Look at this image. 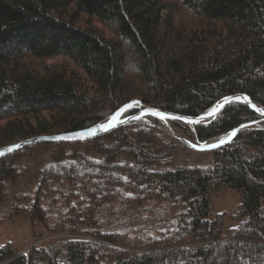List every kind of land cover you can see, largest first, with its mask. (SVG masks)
I'll return each mask as SVG.
<instances>
[{"label": "trees", "instance_id": "trees-1", "mask_svg": "<svg viewBox=\"0 0 264 264\" xmlns=\"http://www.w3.org/2000/svg\"><path fill=\"white\" fill-rule=\"evenodd\" d=\"M181 7L197 21L187 32L174 24ZM56 58L75 67L45 65ZM130 63L138 80H128ZM235 94L264 106V0H0V148L16 138L87 129L134 99L197 117ZM260 117L233 102L193 125L200 141L239 129L211 149L215 160L206 168L166 167L176 139L141 119L96 138L38 143L0 157L2 203L18 161L52 148L34 197L13 195L11 212L44 222L41 197L57 183L66 204L77 199L62 223L78 232L22 254L0 245V264H264V130L240 128ZM71 144L78 153L61 151ZM226 190L238 192L241 204L237 225L224 234L222 216L209 215L210 195ZM126 195L133 208L150 198L183 204L176 230L170 223L161 236L129 237L103 229L99 211Z\"/></svg>", "mask_w": 264, "mask_h": 264}, {"label": "rangeland", "instance_id": "rangeland-1", "mask_svg": "<svg viewBox=\"0 0 264 264\" xmlns=\"http://www.w3.org/2000/svg\"><path fill=\"white\" fill-rule=\"evenodd\" d=\"M181 8L182 9L174 16V24L178 28H182L187 32L191 29L194 23H197V21L189 11L185 10L183 7ZM86 19L88 18L83 16L80 20L81 23L86 24ZM92 22L98 27V29L104 31L106 35L115 38L113 29L109 25L103 24L95 19ZM44 63L47 66L52 65L56 67H64L65 65H68L73 68L75 67V65L66 58L49 59L45 60ZM128 67V80H138V77L136 78L135 75V70L133 69V64L130 63ZM88 85L91 86L92 84ZM134 94L139 95V93ZM131 95L133 94L131 93ZM137 101L143 103L141 100L134 99L127 104ZM138 106L137 103H134V107L123 113V118L134 114L138 110ZM134 109L136 110L133 111ZM140 119L146 125L157 127V133H160L159 135L176 139V142L173 143L174 149L172 156L168 158V161L165 164L166 167H211L215 159L213 152L209 147L220 143L222 139H228V137H225V135H227V132H225L214 135L206 141H200L196 137V129L193 124L189 123L190 126L182 127L174 125L169 121L170 127H168L160 119L159 122L155 123L156 118L154 116L143 117ZM249 123H252L253 125H250ZM240 128L264 130V118L260 117L245 122L240 125ZM25 139L16 138V140L9 144ZM79 149H81V147ZM61 151L63 153L68 152L71 154L72 152L78 153L77 146L73 144L62 147ZM88 154L97 156L94 151L89 152ZM52 157V148L46 149L45 152H42L41 155H38V157L35 158L23 157L18 161V165H16L18 169L16 179L14 181L10 179L4 182L5 194L2 203H0V245L11 244L19 254L27 253L37 245H48L58 240H67L78 237V232L70 231V227L72 226L62 223V220L66 219L69 215L67 212L77 203V199L72 198L70 203L66 204L60 189L57 190L59 186L57 183L54 184L56 185L55 187H51L50 192L41 197L43 206L46 208L47 212L44 222L33 224L28 215L24 214L17 216L11 212L13 195L22 194L24 196L27 195L34 197L36 187L39 185L37 181L40 177L39 171L45 162L52 161ZM60 175L62 174L60 173ZM60 181L65 182L63 178L60 179ZM52 195L54 198H52ZM128 197L131 196L126 195L118 201L106 204L102 207L97 218L102 221L103 229L107 231H116L120 235H127L129 237L138 235L144 237L147 235L161 236L162 232L165 230L169 231L170 223L174 225V222L184 210V206H182L183 204L169 203L168 201H162L156 198H150L146 203L133 208L125 203L126 200L124 199ZM240 204L241 195L236 191L226 190L213 193L210 195L209 219H214L216 216H222L223 233L226 234L237 225L235 214L238 211ZM74 211L79 213L81 209L77 208L74 209ZM175 226L176 224L171 228V231L176 230Z\"/></svg>", "mask_w": 264, "mask_h": 264}, {"label": "water", "instance_id": "water-1", "mask_svg": "<svg viewBox=\"0 0 264 264\" xmlns=\"http://www.w3.org/2000/svg\"><path fill=\"white\" fill-rule=\"evenodd\" d=\"M245 96L248 97L251 101V103H246V104H248L251 109H253L255 112H257L259 115H261L264 118V115H262L260 112H258L256 110V108L264 109V106L257 105L246 94H235V95L227 96L217 103L216 109H218V111L215 113V115H210V113H212L213 110H207L206 112H204L203 114H201L197 117L184 116V115H179L176 113L160 110V109H157L154 107L147 106V105L137 101V102H132L130 104H127L123 108L117 110L113 114V115L117 116V120L114 121L116 126L111 127L108 130H102L101 125L108 124L109 120L112 118L113 115L107 121L100 122V123H98L92 127L87 128V129L77 130V131H72V132H62V133L51 134V135H39V136L31 137V138H28L25 140H21L18 142L11 143L9 145H6V146L0 148V153H3L2 155H0V157H3V156L8 155L12 152H15V151L20 150L22 148H26V147H29V146H32V145H35L38 143L73 142V141H82V140H87V139H91V138H96V137L105 135V134L115 130L116 128H118L121 125H124L128 122L143 118L145 115H148V114H150L156 118H159L157 115H153L150 110H156L160 113L168 114V117H167L168 120H180L182 122H186V123H190V124H201V123L212 121L213 119H215L223 111V109H225V107L230 103H233V102L244 103L242 100H236L235 98L236 97H245ZM226 98H233V99L231 101H229ZM134 103H137L139 105L137 108L138 110L134 114H131V115L123 118V113L125 111L131 109L132 107H134ZM252 105H255L256 108H253ZM173 117H177V118L174 119ZM249 124L253 125L252 123H249ZM92 129H95V134H90L89 130H92ZM211 148H214V147H211ZM10 149H11V151H10Z\"/></svg>", "mask_w": 264, "mask_h": 264}, {"label": "snow or ice", "instance_id": "snow-or-ice-1", "mask_svg": "<svg viewBox=\"0 0 264 264\" xmlns=\"http://www.w3.org/2000/svg\"><path fill=\"white\" fill-rule=\"evenodd\" d=\"M226 99H228L229 101H231L233 98H226ZM236 100H242L244 103H251V101H250V99L248 98V97H236L235 98ZM222 107V106H221ZM252 107L253 108H256V106L255 105H252ZM126 110V109H125ZM256 110L258 111V112H260L262 115H264V109H260V108H256ZM123 111V110H122ZM151 112H152V114L153 115H157L158 117H160L161 119H167V117H168V114H166V113H160V112H158V111H156V110H150ZM218 111V109H214L213 110V112L212 113H210V115H215V113ZM174 119L175 118H177V117H173ZM117 120V116L116 115H113L112 116V118L109 120V122H108V124H106V125H101V128H102V130H108L109 128H111V127H115L116 126V124L114 123V121H116ZM239 129H236V130H234L233 132H232V134H231V136H235V134H236V131H238ZM90 131V134H95V129H92V130H89ZM231 136L230 137H228V141H230L231 140ZM228 141H226V140H221L220 141V144H223V143H226V142H228ZM217 146H219V145H211L210 147H217ZM10 151H11V149H10ZM3 153H0V155H2Z\"/></svg>", "mask_w": 264, "mask_h": 264}, {"label": "bare ground", "instance_id": "bare-ground-1", "mask_svg": "<svg viewBox=\"0 0 264 264\" xmlns=\"http://www.w3.org/2000/svg\"><path fill=\"white\" fill-rule=\"evenodd\" d=\"M216 107H217V104H215V106H213V107H211L209 110H214V109H216ZM257 113V112H256ZM150 116H152V115H150V114H148V115H145L144 117L146 118V117H150ZM261 116V115H260ZM262 117V116H261ZM159 119L160 120H162V122L165 124V125H167L168 127H170V122H169V120L168 119H161L160 117H159ZM107 121V120H106ZM186 123V122H185ZM194 125V124H193ZM122 126V125H121ZM167 127V128H168ZM203 144H206V143H203ZM23 149V148H22ZM212 149V148H211Z\"/></svg>", "mask_w": 264, "mask_h": 264}]
</instances>
